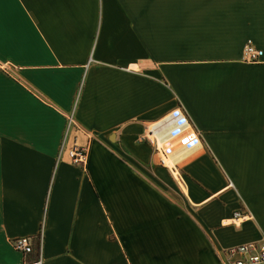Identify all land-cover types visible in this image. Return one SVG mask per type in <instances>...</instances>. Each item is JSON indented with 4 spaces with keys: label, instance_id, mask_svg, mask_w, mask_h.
<instances>
[{
    "label": "crops",
    "instance_id": "1",
    "mask_svg": "<svg viewBox=\"0 0 264 264\" xmlns=\"http://www.w3.org/2000/svg\"><path fill=\"white\" fill-rule=\"evenodd\" d=\"M177 106L201 143L160 164ZM263 236L264 0H0V264H222Z\"/></svg>",
    "mask_w": 264,
    "mask_h": 264
},
{
    "label": "built area",
    "instance_id": "2",
    "mask_svg": "<svg viewBox=\"0 0 264 264\" xmlns=\"http://www.w3.org/2000/svg\"><path fill=\"white\" fill-rule=\"evenodd\" d=\"M261 49L254 47L246 41L242 47V58L246 61H258L261 56ZM70 122L67 118L66 127ZM153 136L154 150L160 164H173L171 158L181 151H188L198 146L201 141L198 132L195 130L186 113L179 106L168 110L161 117L156 119L149 128ZM64 139V134L61 142ZM71 163L84 168L87 160V148L84 145H72L67 150ZM241 212L233 211V221L237 220ZM39 237L36 243V250L39 253ZM13 249L26 254L33 249V239L28 235H20L10 240ZM39 255L37 263L39 262ZM222 264H264V236L260 241H246L225 247L220 256Z\"/></svg>",
    "mask_w": 264,
    "mask_h": 264
}]
</instances>
